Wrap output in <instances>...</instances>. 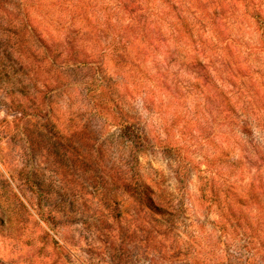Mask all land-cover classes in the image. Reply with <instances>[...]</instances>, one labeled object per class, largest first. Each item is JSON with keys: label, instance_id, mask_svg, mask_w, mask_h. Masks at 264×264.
Instances as JSON below:
<instances>
[{"label": "rangeland", "instance_id": "rangeland-1", "mask_svg": "<svg viewBox=\"0 0 264 264\" xmlns=\"http://www.w3.org/2000/svg\"><path fill=\"white\" fill-rule=\"evenodd\" d=\"M0 264H264V0H0Z\"/></svg>", "mask_w": 264, "mask_h": 264}]
</instances>
